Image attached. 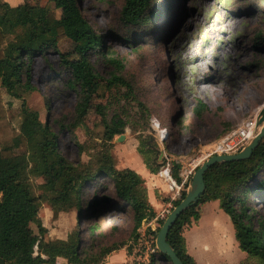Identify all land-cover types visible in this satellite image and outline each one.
I'll list each match as a JSON object with an SVG mask.
<instances>
[{"label":"rangeland","instance_id":"obj_1","mask_svg":"<svg viewBox=\"0 0 264 264\" xmlns=\"http://www.w3.org/2000/svg\"><path fill=\"white\" fill-rule=\"evenodd\" d=\"M1 1L44 6L54 10L57 17L66 14L64 7L55 9L51 0ZM123 2L80 0L91 27L104 41L103 54L89 55L91 65L106 86L115 71L108 62L111 52L123 64L118 74L131 85L130 92L120 86L105 90L102 97L94 95L83 125L73 133L61 130V125L71 121L78 97L77 90L68 85V70L60 65L58 52L71 55L74 50V43L64 38L58 43V52L48 51L33 58L31 81L35 89L24 92L23 98L38 111L41 122L49 121L58 133L60 153L71 162L87 161L88 153L99 147L101 125L97 105L106 107L109 119L123 118L127 122L124 137L117 140L115 136L112 140L111 153L117 168L138 172L142 166L152 174L145 179L138 172L146 190L150 188L153 204L160 205L158 212L171 211L180 196L164 173L171 177L172 166L178 164L180 176L189 179L195 168L213 155L212 144L230 133L238 137L242 126L255 123L264 104V0H154L155 18L143 32L120 25L118 17ZM198 76L215 84L218 98L196 90ZM3 98L10 121L18 127L21 101L7 95ZM198 99L208 107L199 117L193 112ZM141 111H148V115ZM161 130L166 133L164 137ZM79 145L83 151H79ZM150 168L156 171L151 172ZM30 180L39 197V210L24 228L25 235L36 234L43 227L45 240L66 239L69 233L78 231L85 244L111 245L122 241L130 245L133 261L147 263L149 241L141 237L142 240L133 243L130 238L131 210L121 212L109 206L99 219L100 234L91 237L87 232L88 220L78 219L75 210L53 217L44 194V185L51 178L44 171L32 172ZM249 186L248 205L257 217L264 218V169ZM186 188L181 186L180 193ZM144 230L139 228L142 236ZM213 245L216 251L218 246ZM60 263L66 261L57 258L55 264ZM230 263L261 264L246 253ZM159 264L171 263L161 260Z\"/></svg>","mask_w":264,"mask_h":264},{"label":"trees","instance_id":"obj_2","mask_svg":"<svg viewBox=\"0 0 264 264\" xmlns=\"http://www.w3.org/2000/svg\"><path fill=\"white\" fill-rule=\"evenodd\" d=\"M51 1L55 9H66L65 16L57 17L54 10L44 6L10 5L0 0V264H55L57 258H63L65 264H101L108 254L120 248L131 255L126 242L85 244L78 231L69 233L66 239L55 240H45L43 227H39L36 234L25 235L24 228L39 210V197L30 180L34 171H44L51 178L44 185V194L53 217L75 210L78 219L88 220L87 232L91 237L100 234L99 219L109 206L121 212L131 210L133 243L145 237L154 247L155 235L163 222L159 220L156 231L147 228L143 236L139 232L142 221L154 218L157 213L148 201L141 175L131 168H117L111 153L113 138L122 134L127 125L123 118L109 119L106 107L97 105L101 125L99 147L88 153L87 161L71 162L60 153L58 133L49 121L41 122L38 111L29 107L23 98L24 92L35 89L31 81L33 58L48 51L58 52V43L64 38L74 43V50L71 55L58 52L60 65L68 70V85L77 90L78 97L71 121L61 125V130L73 133L83 125L94 95L102 97L105 90L120 86L131 90L128 81L118 74L123 69L121 60L111 52L108 62L115 71L106 86L91 65L89 55L103 54L104 41L91 27L80 0ZM153 5L154 0H124L118 17L120 25L143 32L155 18ZM4 95L21 101L18 127L8 117ZM207 109L198 99L193 112L199 117ZM141 112L148 115V111ZM79 151H83L82 145ZM179 168L178 164L172 166V178L177 183L181 182ZM263 169L264 137L248 159L215 163L205 172L203 195L178 216L166 236L183 264H196L186 250L184 229L191 221L199 219L201 204L216 200L230 217L239 249L264 264V218L257 217L248 205L249 183ZM185 193V190L180 193L173 206ZM166 258L155 250L148 253L145 264H159Z\"/></svg>","mask_w":264,"mask_h":264},{"label":"crops","instance_id":"obj_3","mask_svg":"<svg viewBox=\"0 0 264 264\" xmlns=\"http://www.w3.org/2000/svg\"><path fill=\"white\" fill-rule=\"evenodd\" d=\"M139 168L138 172L143 175V178L147 179L152 175L142 166ZM147 190L150 204L159 213L160 205L153 204L150 198V188ZM199 213V219L191 221L183 231L186 250L194 258L196 264H216L217 262L231 264L230 262L235 263L242 258L244 252L238 248L230 217L220 208L219 202L216 200L201 204ZM214 243L218 246L216 251ZM210 252L212 255L209 254ZM134 259L132 255H128L125 248H120L108 254L101 264H138L133 261Z\"/></svg>","mask_w":264,"mask_h":264},{"label":"water","instance_id":"obj_4","mask_svg":"<svg viewBox=\"0 0 264 264\" xmlns=\"http://www.w3.org/2000/svg\"><path fill=\"white\" fill-rule=\"evenodd\" d=\"M123 134L118 135L117 140H122ZM264 137V104L259 110L254 125V136L237 153L232 154H213L199 164L192 173L186 188L183 199L172 208L164 218L158 232L155 235L154 243L157 251L167 256L165 259L171 264H183L178 255L166 241V236L173 226L178 216L193 204H195L205 191L204 174L215 163L248 159L260 140Z\"/></svg>","mask_w":264,"mask_h":264},{"label":"built area","instance_id":"obj_5","mask_svg":"<svg viewBox=\"0 0 264 264\" xmlns=\"http://www.w3.org/2000/svg\"><path fill=\"white\" fill-rule=\"evenodd\" d=\"M254 125H255L254 122H249L246 125L242 126L238 130L239 131V133H237L238 137L233 135V133H230L225 138L218 140L217 142L213 143L211 154L237 153L247 143V141L250 140V138H252V136L254 134ZM168 179L171 181V188L174 186L176 188V194L178 196H180L181 186L183 187V186H186V184H188L187 177L183 178V176H182L180 183H177L172 178V176L170 177L169 174H168ZM173 207H171V210ZM169 212H170V209L169 210H162L160 213H157L154 218H152L150 220L144 219L142 221L140 229L143 227V229H145V230L147 228H149L151 231H156L157 227H159V220H162V219L164 220V218L168 215ZM155 250H157L155 245H154V247L150 248V252H154Z\"/></svg>","mask_w":264,"mask_h":264},{"label":"bare ground","instance_id":"obj_6","mask_svg":"<svg viewBox=\"0 0 264 264\" xmlns=\"http://www.w3.org/2000/svg\"><path fill=\"white\" fill-rule=\"evenodd\" d=\"M191 56V55H190ZM196 90L201 94H206L210 96L211 98H218L219 93L217 92V87L212 82H209L203 78H200L199 76L196 77V83H195ZM161 136H165V131H160ZM164 175L168 178L167 173H164Z\"/></svg>","mask_w":264,"mask_h":264}]
</instances>
